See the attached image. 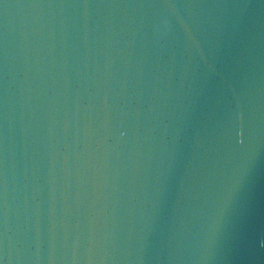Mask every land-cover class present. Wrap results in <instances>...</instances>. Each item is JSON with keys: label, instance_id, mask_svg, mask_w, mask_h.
I'll list each match as a JSON object with an SVG mask.
<instances>
[{"label": "water", "instance_id": "obj_1", "mask_svg": "<svg viewBox=\"0 0 264 264\" xmlns=\"http://www.w3.org/2000/svg\"><path fill=\"white\" fill-rule=\"evenodd\" d=\"M0 264H264V0H0Z\"/></svg>", "mask_w": 264, "mask_h": 264}]
</instances>
